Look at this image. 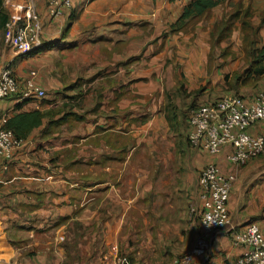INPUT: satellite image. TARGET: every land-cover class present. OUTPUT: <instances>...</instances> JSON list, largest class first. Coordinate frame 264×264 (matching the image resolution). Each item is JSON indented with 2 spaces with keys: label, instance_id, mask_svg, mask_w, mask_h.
Instances as JSON below:
<instances>
[{
  "label": "crops",
  "instance_id": "obj_1",
  "mask_svg": "<svg viewBox=\"0 0 264 264\" xmlns=\"http://www.w3.org/2000/svg\"><path fill=\"white\" fill-rule=\"evenodd\" d=\"M29 1L3 0L9 21L0 23V65L22 84L35 72L46 95L0 98V123L22 113L44 116L8 168L0 157V264H116L119 240L142 224L150 227V253L175 259L202 231L200 213L189 216V206L200 210L198 179L209 163L235 180L232 225L212 233L206 257H239L244 249L233 232L254 223L264 234V166L255 159L236 166L229 147L211 155L186 141L192 110L233 94L228 80L245 57L241 24L234 38L212 48L203 22L194 33L165 35L189 0H73L57 18L48 16L46 0H33L42 46L20 55L12 29ZM250 1L249 19L262 24L261 47L264 0H242L244 8ZM238 91H264V76L255 85L240 82ZM180 108H192L188 120ZM250 132L264 134V121ZM177 140L184 145L175 147Z\"/></svg>",
  "mask_w": 264,
  "mask_h": 264
},
{
  "label": "built area",
  "instance_id": "obj_2",
  "mask_svg": "<svg viewBox=\"0 0 264 264\" xmlns=\"http://www.w3.org/2000/svg\"><path fill=\"white\" fill-rule=\"evenodd\" d=\"M73 8V0H46L50 18L65 15ZM11 23H8L10 26ZM12 45L20 55H28L42 46L43 22L33 0L27 5L23 20L13 23ZM28 77L24 84L19 82L10 67L0 65V98L16 95L21 100L39 97L46 93L34 77ZM264 121V91L252 97L228 94L215 101L203 103L194 108L189 117L188 140L191 146L205 150L211 155L221 154L226 147L230 163L244 166L264 153V134H253L250 128ZM24 146L23 139L0 123V157L5 168L13 161L15 153ZM235 180L234 174H226L217 163L207 164L200 172L196 203L189 206V216L200 213L202 231L193 247L174 260L173 264H264V234L257 224L250 223L233 232V242L242 246L243 253L234 260L216 261L207 256L210 238L215 230L232 225L228 199ZM118 264H131L118 259Z\"/></svg>",
  "mask_w": 264,
  "mask_h": 264
},
{
  "label": "trees",
  "instance_id": "obj_3",
  "mask_svg": "<svg viewBox=\"0 0 264 264\" xmlns=\"http://www.w3.org/2000/svg\"><path fill=\"white\" fill-rule=\"evenodd\" d=\"M227 1L229 0H189L183 7L179 18L170 26L169 31L165 35L180 31H191L197 21L206 16L213 8ZM2 4L3 0H0V23L6 24L9 21V16ZM239 9L228 18L224 17L221 22L215 23L213 30L210 32V42L212 48H214L229 38L232 27L235 28L237 26V22L235 21H241L239 23L244 33V59L246 67L243 72H234L231 81L228 80L229 75L226 76L231 86H233V82L236 85H239L240 82L241 84H250L264 76V44L261 47L257 46L259 42V30L262 24L255 26L251 22L249 19L251 16L250 8L244 11ZM262 23H264V20ZM43 116L44 114L38 111L22 113L8 119L4 128L11 130L17 138L24 139L34 127H37L41 123Z\"/></svg>",
  "mask_w": 264,
  "mask_h": 264
},
{
  "label": "rangeland",
  "instance_id": "obj_4",
  "mask_svg": "<svg viewBox=\"0 0 264 264\" xmlns=\"http://www.w3.org/2000/svg\"><path fill=\"white\" fill-rule=\"evenodd\" d=\"M251 5L252 4L250 1L249 8L251 9V12H253V8ZM240 6H242V7H240ZM239 8H241L242 11L247 9V8H244V3L242 2V0H229L228 2H224L223 4L219 5V7H217L214 10H211L206 16H204L199 21H197L194 25V28L189 32L194 33L196 30V26L198 25L199 22H203L202 24H203L204 30H206V31L210 30V32H211L213 30L215 23L221 22L222 18H224V17L228 18L230 15H232ZM235 22H241V21L236 20ZM208 27H209V29H208ZM236 30H237V26H235V28L232 27V31H231L228 39L234 38L236 36V33H237V32H235ZM217 47L221 48L222 46L218 45ZM212 53L214 54V51ZM212 53H211V57H210V61H209V66H213L214 61H215V58L213 57ZM240 58H241V56H240ZM224 63H226V62L225 61L221 62L222 65ZM238 63H239L238 69L236 72H243L245 67H246L244 57L242 59H240V61ZM257 82L258 81L251 82L248 85H255ZM232 85L233 86L227 84V86H229L230 88L233 89L232 93L233 94H240V92L238 91L240 84L236 85L233 82ZM178 110H179L180 116L185 117V119L188 120V115H189V112L192 110V108H190L188 110H185V108H180ZM150 113L153 114L152 111H150ZM174 114H176V112ZM153 115H155V114H153ZM188 124L189 123L187 122V126H188ZM178 129H182V126L179 127ZM187 140H188V130H187ZM180 142H182L184 145L183 141H180ZM180 142L178 140L175 141V147H178ZM186 142L188 145H190L189 140ZM161 144L165 148V145L163 143H161ZM255 160L257 161V163H259L260 166H264V153L262 155H260L259 157L255 158ZM131 224H133V222ZM135 226L138 230L136 232V234H132L129 238H123V239L121 238L119 240V243L122 241L124 246L119 245V253L117 252V255L115 257L116 264H118V259H121V258L125 259L127 262H129L131 264H169L171 262L174 263V260L179 257L178 256L174 259L173 254H168V255H166V254L160 255L159 253H152L151 254L149 251V247H148L150 237L147 236V233H148L147 231L150 228L149 224L147 226L142 224V229L139 228L137 225H135Z\"/></svg>",
  "mask_w": 264,
  "mask_h": 264
}]
</instances>
